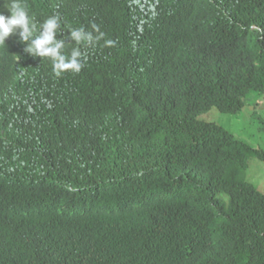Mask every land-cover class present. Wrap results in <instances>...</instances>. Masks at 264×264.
Masks as SVG:
<instances>
[{
	"label": "trees",
	"instance_id": "trees-1",
	"mask_svg": "<svg viewBox=\"0 0 264 264\" xmlns=\"http://www.w3.org/2000/svg\"><path fill=\"white\" fill-rule=\"evenodd\" d=\"M83 2L29 15H59L80 73L0 46V264H264V192L245 178L264 142L198 117L264 93V0ZM93 22L114 46L67 40Z\"/></svg>",
	"mask_w": 264,
	"mask_h": 264
},
{
	"label": "clouds",
	"instance_id": "clouds-1",
	"mask_svg": "<svg viewBox=\"0 0 264 264\" xmlns=\"http://www.w3.org/2000/svg\"><path fill=\"white\" fill-rule=\"evenodd\" d=\"M44 0H6L0 3L6 10V15L0 13V46L5 45L6 40L12 35L21 42H26L24 51L32 57L48 59L52 63V69L57 77L65 72L80 73L85 66L80 47H74L69 54H65V39H58L61 29V18L59 15H52L43 20L37 26L35 20L36 9ZM62 6L69 19L81 17L85 9L83 0H62ZM154 13L153 10H150ZM31 17H30V16ZM97 33L86 31L84 27L70 28L67 40L75 42L76 45L84 47H95L97 42L104 40V46L112 47L115 42L105 39V33L100 31L99 25L95 22L91 25ZM204 120V119H203Z\"/></svg>",
	"mask_w": 264,
	"mask_h": 264
},
{
	"label": "rangeland",
	"instance_id": "rangeland-1",
	"mask_svg": "<svg viewBox=\"0 0 264 264\" xmlns=\"http://www.w3.org/2000/svg\"><path fill=\"white\" fill-rule=\"evenodd\" d=\"M74 3L77 0H72ZM112 83H115L112 81ZM199 118L213 121L225 127L237 138L251 146H263L264 142V93L250 92L244 97L243 108L235 113L222 112L210 107ZM245 178L264 192V162L256 157L247 160Z\"/></svg>",
	"mask_w": 264,
	"mask_h": 264
}]
</instances>
